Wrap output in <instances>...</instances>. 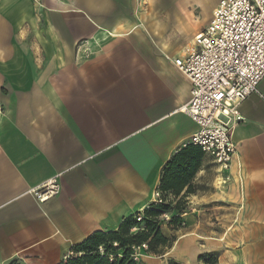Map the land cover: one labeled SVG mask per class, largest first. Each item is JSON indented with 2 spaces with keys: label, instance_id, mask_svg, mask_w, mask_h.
I'll list each match as a JSON object with an SVG mask.
<instances>
[{
  "label": "crops",
  "instance_id": "1",
  "mask_svg": "<svg viewBox=\"0 0 264 264\" xmlns=\"http://www.w3.org/2000/svg\"><path fill=\"white\" fill-rule=\"evenodd\" d=\"M214 8L203 22L196 0H0V264H57L154 202L164 163L199 129L173 58ZM238 111L228 169L204 153L172 213L181 226L162 228L175 240L146 264L211 252L264 264V77ZM52 177L56 197L27 193Z\"/></svg>",
  "mask_w": 264,
  "mask_h": 264
},
{
  "label": "built area",
  "instance_id": "2",
  "mask_svg": "<svg viewBox=\"0 0 264 264\" xmlns=\"http://www.w3.org/2000/svg\"><path fill=\"white\" fill-rule=\"evenodd\" d=\"M173 63L191 83L190 98L180 108L199 126L190 141L211 157L222 173L235 152L231 130L243 119L238 106L258 92L264 77V0H220L210 24ZM226 179L221 176L222 181ZM59 192L60 184L52 177L27 193L43 203ZM154 197L155 203L161 202L159 193ZM163 217L168 219L166 214ZM146 249V244L133 247V259L146 264L141 260Z\"/></svg>",
  "mask_w": 264,
  "mask_h": 264
},
{
  "label": "trees",
  "instance_id": "3",
  "mask_svg": "<svg viewBox=\"0 0 264 264\" xmlns=\"http://www.w3.org/2000/svg\"><path fill=\"white\" fill-rule=\"evenodd\" d=\"M203 156V151L194 144L179 149L162 167L158 187L161 202H153L142 212L124 218L115 230L93 232L74 245L71 253L57 264H143L132 257L133 247L141 244H146V253L161 254L175 240L174 235L162 233L163 225L171 231L181 226L180 217L172 213L186 211V197L195 193L198 187L191 180L199 170ZM169 195L173 198L168 199ZM164 214L172 215L164 220ZM198 260L217 264V253L200 254ZM168 264L177 263L169 261Z\"/></svg>",
  "mask_w": 264,
  "mask_h": 264
},
{
  "label": "rangeland",
  "instance_id": "4",
  "mask_svg": "<svg viewBox=\"0 0 264 264\" xmlns=\"http://www.w3.org/2000/svg\"><path fill=\"white\" fill-rule=\"evenodd\" d=\"M217 1L218 0H196L197 8L201 13V18H200L201 21L205 22L206 19H208L210 17L211 12H212L213 8L215 7ZM163 219L167 220L165 218H163ZM163 227H166L165 224L163 225ZM165 236H167V235H165ZM167 248H169V247H167ZM167 248H164L162 253H164ZM149 255L158 256L157 254H150V253H149ZM141 258H144V257H141Z\"/></svg>",
  "mask_w": 264,
  "mask_h": 264
}]
</instances>
